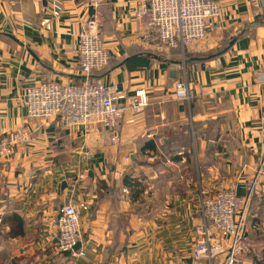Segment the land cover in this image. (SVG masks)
Segmentation results:
<instances>
[{
	"label": "crops",
	"instance_id": "crops-1",
	"mask_svg": "<svg viewBox=\"0 0 264 264\" xmlns=\"http://www.w3.org/2000/svg\"><path fill=\"white\" fill-rule=\"evenodd\" d=\"M90 1L0 0V138L19 127L33 136L0 160V264H224L193 258L195 226L203 189L233 182L242 193L264 169V3L255 15L248 0H217L218 26L183 53L163 49L151 24L136 29L134 0H105L111 60L94 78L149 100L127 110L115 145L103 126L65 129L54 116L29 118L21 101L31 83L83 80L78 34ZM180 80L195 87L192 99L175 97ZM69 201L82 224L77 259L56 253ZM261 209L252 201L250 231L264 224ZM257 234L242 264L264 262V228Z\"/></svg>",
	"mask_w": 264,
	"mask_h": 264
},
{
	"label": "built area",
	"instance_id": "built-area-1",
	"mask_svg": "<svg viewBox=\"0 0 264 264\" xmlns=\"http://www.w3.org/2000/svg\"><path fill=\"white\" fill-rule=\"evenodd\" d=\"M105 0H91L95 9L92 17L83 20L78 34L77 58L83 80L80 83H60L55 80L31 83L24 88L21 101L29 118L57 117L65 129L80 128L81 133L103 126L111 130L113 144H118L116 128L127 110L141 113L149 104L147 93L138 90L129 95L114 84L93 80L98 70L110 62L111 54L103 43L104 21L100 6ZM134 23L139 32H147L151 24L158 32L163 49L182 48L194 51L209 31L218 26L222 13L217 0H134ZM253 13L259 15L264 0H248ZM264 80V71L261 73ZM177 99L190 100L195 87L186 81L174 85ZM33 136L27 127H19L0 138V160L11 157L16 148L31 143ZM264 163V161H263ZM262 163V165H263ZM87 181V173L78 177ZM246 189L239 192L235 183H220L214 193L201 192V220L195 226L192 256L196 261L223 257L224 264H242L250 253L249 217L254 198L263 201L264 169L262 167L245 181ZM76 186V181L71 187ZM58 242L56 253H69L74 259L85 257L79 247L83 241L80 213L75 203L64 205L56 220ZM264 224L253 229L262 230Z\"/></svg>",
	"mask_w": 264,
	"mask_h": 264
},
{
	"label": "rangeland",
	"instance_id": "rangeland-1",
	"mask_svg": "<svg viewBox=\"0 0 264 264\" xmlns=\"http://www.w3.org/2000/svg\"><path fill=\"white\" fill-rule=\"evenodd\" d=\"M259 231H261V230H259ZM257 229L253 232V230H251V231H249L250 232V237H249V241H263V239L261 238V237H259V236H257L258 234V232H259ZM254 234H257V235H254Z\"/></svg>",
	"mask_w": 264,
	"mask_h": 264
},
{
	"label": "trees",
	"instance_id": "trees-1",
	"mask_svg": "<svg viewBox=\"0 0 264 264\" xmlns=\"http://www.w3.org/2000/svg\"><path fill=\"white\" fill-rule=\"evenodd\" d=\"M111 60V59H110ZM92 78H93V80H95V78H94V75L92 76ZM96 81V80H95ZM254 200L256 201H259V207L261 206V208H262V206H263V201L262 200H260V199H256V198H254L253 199V202H254ZM255 204H256V202H255ZM257 205H258V203H257ZM257 264H264V262L263 261H257Z\"/></svg>",
	"mask_w": 264,
	"mask_h": 264
},
{
	"label": "water",
	"instance_id": "water-1",
	"mask_svg": "<svg viewBox=\"0 0 264 264\" xmlns=\"http://www.w3.org/2000/svg\"><path fill=\"white\" fill-rule=\"evenodd\" d=\"M154 57H155V58H157V59H159V56H158V55H157V56H156V55H154ZM65 183H66V182H65Z\"/></svg>",
	"mask_w": 264,
	"mask_h": 264
}]
</instances>
